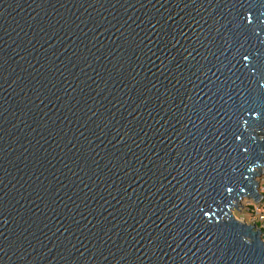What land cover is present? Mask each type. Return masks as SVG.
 I'll list each match as a JSON object with an SVG mask.
<instances>
[{"label": "water", "instance_id": "95a60500", "mask_svg": "<svg viewBox=\"0 0 264 264\" xmlns=\"http://www.w3.org/2000/svg\"><path fill=\"white\" fill-rule=\"evenodd\" d=\"M263 171L264 0H0V264H264Z\"/></svg>", "mask_w": 264, "mask_h": 264}, {"label": "rangeland", "instance_id": "374dc122", "mask_svg": "<svg viewBox=\"0 0 264 264\" xmlns=\"http://www.w3.org/2000/svg\"><path fill=\"white\" fill-rule=\"evenodd\" d=\"M264 173L258 177L259 181V193L262 194V198L259 201H255L254 198H244L240 201L242 204H238V207L232 209L233 215L237 220L246 224L257 226L261 229V236L264 238Z\"/></svg>", "mask_w": 264, "mask_h": 264}, {"label": "built area", "instance_id": "2783aa9c", "mask_svg": "<svg viewBox=\"0 0 264 264\" xmlns=\"http://www.w3.org/2000/svg\"><path fill=\"white\" fill-rule=\"evenodd\" d=\"M263 173H264V171H263ZM263 173H262V174H263ZM263 179H264V176H263Z\"/></svg>", "mask_w": 264, "mask_h": 264}]
</instances>
